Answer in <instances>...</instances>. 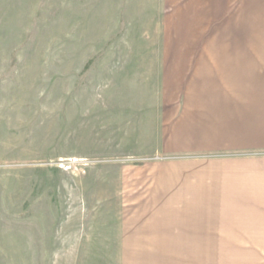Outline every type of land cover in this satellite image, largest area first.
I'll return each instance as SVG.
<instances>
[{
    "label": "rangeland",
    "instance_id": "obj_1",
    "mask_svg": "<svg viewBox=\"0 0 264 264\" xmlns=\"http://www.w3.org/2000/svg\"><path fill=\"white\" fill-rule=\"evenodd\" d=\"M263 72L264 0H0V264H264L142 243L182 172L264 154L190 134Z\"/></svg>",
    "mask_w": 264,
    "mask_h": 264
},
{
    "label": "crops",
    "instance_id": "obj_2",
    "mask_svg": "<svg viewBox=\"0 0 264 264\" xmlns=\"http://www.w3.org/2000/svg\"><path fill=\"white\" fill-rule=\"evenodd\" d=\"M262 88L243 87L247 95L253 91L258 96L251 105L207 106L192 138L207 147L264 146ZM208 119L211 124L204 122ZM182 173L190 182L174 178L152 206L154 215L142 222L149 232L142 239L145 254H264L263 245L256 243L264 240V154L204 159Z\"/></svg>",
    "mask_w": 264,
    "mask_h": 264
}]
</instances>
